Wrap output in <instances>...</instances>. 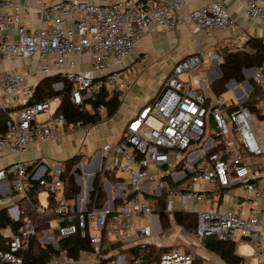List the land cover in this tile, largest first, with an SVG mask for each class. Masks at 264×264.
<instances>
[{"label":"built area","instance_id":"1","mask_svg":"<svg viewBox=\"0 0 264 264\" xmlns=\"http://www.w3.org/2000/svg\"><path fill=\"white\" fill-rule=\"evenodd\" d=\"M186 1L36 0L40 25L31 31L30 4L0 0V115L8 116L0 161L9 154L20 158L0 169V211L8 215L2 214L6 226L0 227V264H27L31 240L38 234L29 213L46 218L49 225L40 238L48 251L42 264H141L149 245L163 247L158 239L177 232L174 222L166 228L162 223L157 208L162 199L166 214L196 215L195 240L215 237L253 244L259 264H264V166L255 160L264 155V126L246 105L253 84L264 97V60L243 69L244 81L232 79L217 93L215 80L207 79L202 69L205 60L210 67L218 61L220 72L222 56L201 47L180 59L155 97L126 123L119 141L102 143L84 160L81 168L88 177H80L81 192L74 199L65 195L62 161L43 159L45 164L32 170L22 160L30 145L57 137L68 123L60 95L26 104L38 84L30 81L32 75H65L76 105L94 99L102 87L112 94L125 86L120 70L143 38L158 29L174 30ZM239 1L245 15L264 26V0ZM182 19L207 37L238 30L219 2L183 13ZM250 38L246 33L231 35L229 45L247 50ZM83 58L87 67L80 68ZM7 64L10 68L2 69ZM54 87L61 90L64 83ZM97 112L100 122L109 117L103 103ZM73 125L79 129L93 124L79 120ZM76 168L72 173L79 178ZM33 171V178H41V192H48L46 205L31 198ZM110 171L116 181L105 177ZM98 175L107 196L103 204L95 187ZM21 218L15 231L14 223ZM75 233L89 247L72 252L62 243ZM134 246L140 250L131 262L126 250ZM196 259L193 248L171 246L154 264H196Z\"/></svg>","mask_w":264,"mask_h":264},{"label":"crops","instance_id":"2","mask_svg":"<svg viewBox=\"0 0 264 264\" xmlns=\"http://www.w3.org/2000/svg\"><path fill=\"white\" fill-rule=\"evenodd\" d=\"M20 1L27 2L31 6L28 14L30 17V30L33 31L34 28L40 25L39 14L35 11L36 0ZM210 2H219L225 7L230 16L238 24L236 32L218 31L214 36L207 37L193 23L185 22L182 19L183 13H189ZM178 17L179 20L174 30L158 29L147 34L137 50L123 65L120 70V79L125 86L118 90L121 100L118 111L112 117H108L106 121L93 124L89 128L82 127L76 129L73 123H67L57 137L38 145H30L27 152L22 156V160L29 163L30 169L34 170L43 159L49 162L53 160L64 162L80 154L83 155L81 165L85 159L90 160L88 158H91L94 152L98 151V147L102 143L119 141L126 123L138 113L144 104L155 97L161 83L169 75L172 66L183 57L197 52L201 47L213 48L219 56L223 57L224 51L229 48L231 49L229 45L231 35L246 33L251 37L264 38V26L245 15V5L239 0H187L185 7ZM84 61L83 58L81 64H79L80 68L87 67ZM207 62L208 60H205L202 74L212 80H218L222 74L221 70L220 72L218 71L219 62L214 61L213 67H210ZM17 65L20 66L21 63H17ZM9 68L10 65L8 64L2 67V69ZM31 77L30 81L39 82L44 76L35 77L32 75ZM149 79L151 80L150 82ZM48 115L49 113L43 114L41 117L45 118ZM83 149L85 150L84 152H82ZM100 154L98 153L97 155ZM17 159H20L19 156L13 154L7 155L4 160L0 161V169ZM85 170L89 172L93 171V169L89 170V168H85ZM86 177L88 175H85ZM79 186L82 185L79 184ZM4 214L7 215V213ZM6 218H8V215ZM176 231V238L174 237L171 242L162 243L163 246L193 248L198 257L201 256L205 259V264H225L216 254H211L209 257L198 254L197 249L201 241L195 240L192 235L182 230L176 229ZM177 239L181 242L178 245H174L173 242ZM240 243L242 244L241 246L250 247L252 251L251 254L244 257L245 264H252L254 258L256 264H259L257 248L253 244Z\"/></svg>","mask_w":264,"mask_h":264},{"label":"trees","instance_id":"3","mask_svg":"<svg viewBox=\"0 0 264 264\" xmlns=\"http://www.w3.org/2000/svg\"><path fill=\"white\" fill-rule=\"evenodd\" d=\"M247 50H232L227 49L223 53L224 62L220 64V70L222 76L213 81L212 87L217 93L225 91L226 84L235 79L237 81H244L245 77L242 73L244 68H253L262 63L264 60V42L263 38L252 36L247 43ZM60 82L64 83V88L57 90L54 86ZM252 83V82H251ZM253 84V83H252ZM73 85L69 82L67 77L63 74L44 76L36 85L33 97L26 103L32 104L40 100L60 95L62 97V103L60 110L65 114L68 123H74L79 120H83L86 124H97L101 121V117L97 112V108L100 104H105L109 110V117H112L119 109L121 100L119 98V92L116 91L110 94L104 87L100 89L94 99H88L82 105H76L71 100V91ZM263 99V92L261 88L253 84V95L246 105L250 110L264 118V114L260 113L257 103ZM92 109V110H91ZM8 116L4 112L0 115V137H2L7 130ZM83 155H75L63 162L61 179L65 186V195L68 200L76 198L81 192V186L75 180V176L72 173L73 169L79 165ZM80 169L76 168L75 172H79ZM105 177L110 178L113 181L117 179L114 177L113 172H107ZM49 178V177H48ZM95 187L99 188L101 203H105L107 200L106 193L101 184L100 175L95 180ZM41 192V186H33L30 195L34 202H39V195ZM50 206L53 207L51 194L49 195ZM164 200L157 205L160 209V217L164 227H168L172 222L177 225H181L184 228V232L193 235L197 228V217L191 213H175L173 215L166 214L163 211ZM4 211H0V227L6 226L5 216L2 214ZM32 219L38 228V234L31 240V247L26 254L27 264H42L48 260V251L41 245L40 238L45 229L49 226L47 219H42L39 215L33 213L27 214ZM3 216V217H2ZM22 223V218L14 223V230L18 231L19 226ZM64 245L71 247L72 252L80 247H89V241L82 238L79 233L72 234L69 239L62 242ZM201 244L204 248L216 255H218L225 264H245V259L237 252V243L228 240H219L215 237L202 238ZM170 247L163 246L157 247L151 244L147 247V252L143 257L141 264H154L159 261L160 255L167 251ZM139 246H134L126 250L129 260H132L139 255ZM196 264H205V259L201 256H197Z\"/></svg>","mask_w":264,"mask_h":264},{"label":"rangeland","instance_id":"4","mask_svg":"<svg viewBox=\"0 0 264 264\" xmlns=\"http://www.w3.org/2000/svg\"><path fill=\"white\" fill-rule=\"evenodd\" d=\"M208 79V78H207ZM151 80L149 79V82H150ZM257 106H258V108H259V110H260V113L263 115L264 114V97H263V99L261 100V101H259L258 103H257ZM255 118H256V121L257 122H259V121H261V126H264V122L262 121V118L258 115V114H255ZM85 150L83 149L82 150V152H84ZM88 159H90V158H88ZM255 160L257 161V162H259L262 166H264V155H262V156H258V157H255ZM81 162H82V160H81ZM80 162V163H81ZM80 163H79V165L78 166H80L79 168H80V171L79 172H75L78 176H79V182L81 181V178L83 179V175H87V173H84L83 171H82V168H81V165H80ZM86 164L87 165H90V164H88V162L86 161ZM74 176H75V180H76V175L74 174ZM81 177V178H80ZM76 182H77V180H76ZM78 183V182H77ZM78 185H79V183H78ZM82 187V186H81ZM82 191H83V188H82ZM5 197H11V195L10 194H5L4 195ZM47 200H48V192L46 191V190H43L42 192H41V195H40V202L43 204V205H46L47 204ZM173 227L175 228V229H178V225L177 224H173ZM176 238V233L174 232V233H172L170 236H169V238L167 239V240H164V241H162V240H159L158 239V242L159 243H166L167 241L168 242H171L172 240H173V238ZM181 241L179 240V239H177L176 241H174L173 242V244L174 245H178L179 243H180ZM196 243H197V241H195ZM198 244V243H197ZM242 244L239 242L238 243V253L241 255V256H243V257H245V256H247L248 254H251L252 253V251H251V248L250 247H246V246H241ZM194 247V246H193ZM204 250H206L205 248H204V246L202 245V244H200L199 246H198V249H197V253L198 254H202V255H204V256H206V257H209V256H211V254L213 255L214 253H212V252H210V251H208V250H206V251H204ZM254 253V252H253ZM254 261H253V263L252 264H256V262H255V258L253 259ZM92 261H94V259H92Z\"/></svg>","mask_w":264,"mask_h":264},{"label":"water","instance_id":"5","mask_svg":"<svg viewBox=\"0 0 264 264\" xmlns=\"http://www.w3.org/2000/svg\"><path fill=\"white\" fill-rule=\"evenodd\" d=\"M219 70H220V69H219ZM216 80H217V79H216ZM42 164H45V163L42 162ZM78 168H79V166H78ZM48 170H49V168H48ZM48 170H47V171H48ZM33 176H34V171L29 175V181H30L33 185L37 186V185L39 184L41 178H40V179H36V178H33ZM76 180H77V182H78L80 185H82V183L79 182V179H78V178H77Z\"/></svg>","mask_w":264,"mask_h":264}]
</instances>
